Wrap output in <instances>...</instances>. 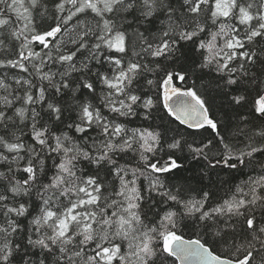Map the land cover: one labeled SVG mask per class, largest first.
Listing matches in <instances>:
<instances>
[{
    "label": "snow or ice",
    "instance_id": "snow-or-ice-1",
    "mask_svg": "<svg viewBox=\"0 0 264 264\" xmlns=\"http://www.w3.org/2000/svg\"><path fill=\"white\" fill-rule=\"evenodd\" d=\"M0 264H264V0H0Z\"/></svg>",
    "mask_w": 264,
    "mask_h": 264
},
{
    "label": "trees",
    "instance_id": "trees-1",
    "mask_svg": "<svg viewBox=\"0 0 264 264\" xmlns=\"http://www.w3.org/2000/svg\"><path fill=\"white\" fill-rule=\"evenodd\" d=\"M189 83H191V81H189ZM252 96L255 97V93H254V92L252 93ZM215 104H216L217 106H219V105L221 104V100H220V99H217V100L215 101ZM161 117H164L163 122H164L165 125H167L168 120L171 119V118H169V117L166 116V113H165V111L162 109V106H161V110L158 111L157 113H155V123L160 124V123H161ZM140 122H141L140 120H137V124H139ZM177 126H178L177 123H173V124L171 125V127H173V128H175V127H177ZM180 127H182V126H180ZM246 171H247V170H246ZM184 175L190 177V176L193 175V172H186V173H184ZM225 178H226V177H225ZM237 182H239V180H237ZM187 235H191V233L188 232V231L186 230V236H187ZM193 238H195V237L193 236Z\"/></svg>",
    "mask_w": 264,
    "mask_h": 264
}]
</instances>
